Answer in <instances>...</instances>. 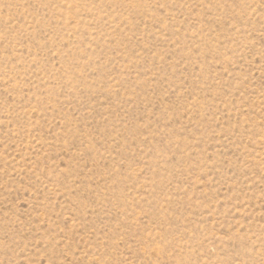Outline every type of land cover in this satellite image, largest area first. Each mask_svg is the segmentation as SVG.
Listing matches in <instances>:
<instances>
[{"label":"rangeland","instance_id":"rangeland-1","mask_svg":"<svg viewBox=\"0 0 264 264\" xmlns=\"http://www.w3.org/2000/svg\"><path fill=\"white\" fill-rule=\"evenodd\" d=\"M0 264H264V0H0Z\"/></svg>","mask_w":264,"mask_h":264}]
</instances>
